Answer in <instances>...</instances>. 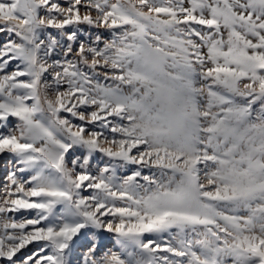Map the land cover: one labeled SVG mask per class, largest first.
I'll return each instance as SVG.
<instances>
[{
    "label": "snow or ice",
    "instance_id": "6c2138e0",
    "mask_svg": "<svg viewBox=\"0 0 264 264\" xmlns=\"http://www.w3.org/2000/svg\"><path fill=\"white\" fill-rule=\"evenodd\" d=\"M0 264H264V0H0Z\"/></svg>",
    "mask_w": 264,
    "mask_h": 264
}]
</instances>
